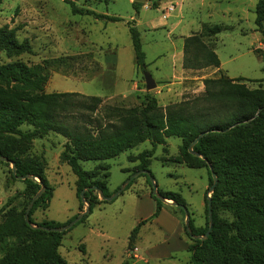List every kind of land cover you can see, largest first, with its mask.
<instances>
[{"label": "rangeland", "instance_id": "obj_1", "mask_svg": "<svg viewBox=\"0 0 264 264\" xmlns=\"http://www.w3.org/2000/svg\"><path fill=\"white\" fill-rule=\"evenodd\" d=\"M68 1L120 21L106 23L74 15L63 0H0V27H16L17 39H28L33 50L31 55L12 59L0 53V64L20 60L31 65L58 57H75L64 65L49 67L44 91L99 97L101 103L94 117L108 107H140L146 92L154 95L162 110L167 105L193 100L202 95L204 79L221 74L243 79L249 89L260 85L264 89V44L254 25L257 0H145L139 3L137 11L131 5L134 0ZM161 21L168 25L160 28ZM126 23L139 33L145 55L144 71L156 83L152 91L145 90ZM150 24L157 28L150 29ZM204 25L225 28L211 43L221 71L184 70L182 37L199 33ZM114 59L115 67L111 65ZM133 83L137 84L136 90L144 92L124 99L116 96L132 94ZM65 142L55 133L33 141L30 155L44 158L45 177L52 189L47 208H37L31 215L34 223L67 225L85 210L86 205L80 208L81 200L76 195V177L60 160ZM180 145L175 137L157 145L150 158L149 173L157 189L180 195L193 226L201 228L206 222L204 197L211 194L206 193L208 175L204 168L191 169L171 161L179 154ZM151 149L146 141L104 162H81L85 171L95 170L101 164L108 166L110 196L127 181L129 186L112 201L92 206L83 220L65 231L59 254L67 264H191L187 247L192 241L184 231V213L167 201L162 203V213L149 220L155 210V201L149 196L151 187L145 176L134 173L138 161L131 162L129 157ZM24 188L22 180L12 177L11 166L0 163V219L8 209L20 211L28 205V197L22 193ZM143 220L147 221L130 247V234Z\"/></svg>", "mask_w": 264, "mask_h": 264}, {"label": "trees", "instance_id": "obj_2", "mask_svg": "<svg viewBox=\"0 0 264 264\" xmlns=\"http://www.w3.org/2000/svg\"><path fill=\"white\" fill-rule=\"evenodd\" d=\"M63 2L74 15L90 16L106 23L120 21L78 8L72 1ZM131 5L136 11L141 6L135 1ZM155 5L153 3L152 7ZM254 15L256 31L264 44V0H257ZM126 25L136 66L143 72L145 55L139 33L133 25ZM223 29L219 25H204L199 33L185 37L182 69H218L220 62L211 43ZM17 30L7 25L0 27V53L9 59L33 54L28 39H17ZM261 57L264 58V53ZM74 58L64 56L31 65L20 60L0 64V157L8 160L0 163L14 164L13 178L30 177L22 180L25 185L22 193L28 197V203L40 190V184L46 188L33 203L28 223L24 220L27 205L20 211L10 208L1 215L0 264H67L59 254L65 231H51L66 224L34 223L31 219L37 208H47L52 189L45 177L44 158L30 155V149L35 139L49 133L66 139L60 160L76 177V195L80 198L81 191L86 189L83 198L89 205V213L92 206L105 202L98 198L99 194L110 196L107 193L108 166L101 164L95 170L85 171L81 162H104L148 141L152 149L130 156L129 161H138L134 173L149 171L155 147L164 145L167 138H178L181 141L179 154L171 161L191 169L204 168L208 189L213 184L211 172L216 177L210 197L206 194L204 197V227H194L189 218L191 234L203 236L209 225L207 205L210 200L212 223L207 238L191 239L184 228L192 241L187 247L190 263L264 264V89L261 85L249 89L243 79H230L221 74L204 79L202 95L193 100L167 105L162 110L154 95L146 92L140 107H108L103 114L94 117L101 103L99 97L44 91L49 67L64 65ZM23 126L27 129H22ZM197 138L189 153V146ZM140 175L146 177L151 187L148 177ZM157 193L176 204L181 212L185 209L179 194L159 189ZM149 196L155 201V210L149 217L152 220L159 215L163 202L152 195V188ZM83 204L81 201L80 208ZM147 220L140 221L132 230L130 247Z\"/></svg>", "mask_w": 264, "mask_h": 264}, {"label": "water", "instance_id": "obj_3", "mask_svg": "<svg viewBox=\"0 0 264 264\" xmlns=\"http://www.w3.org/2000/svg\"><path fill=\"white\" fill-rule=\"evenodd\" d=\"M135 2L137 3H143L145 2V0H134ZM137 18V17H136ZM142 77H143V80H144V86H145V90L146 91H152L155 89L156 87V83L155 81L153 80L152 76L146 72V71H143L142 72ZM202 135H199V137H201ZM198 138L189 146L188 148V151L189 153H192V147L193 145L197 142ZM0 161L4 162V163H7L8 160L0 157ZM10 166H11V169H12V174L15 175V166L13 163H10ZM210 169V167H209ZM140 174H144L148 177L149 179V182L151 184V188H152V195L154 197H156L157 199H159L160 201L162 202H167L168 200H164L163 198H161L158 193H157V186L156 184L154 183L153 181V178L151 177V174L149 173V171H140L138 172V175ZM211 176H212V181H213V184L209 187L208 189V192L209 193H212L213 191V188L215 186V183H216V177H215V174L213 172H211ZM25 178H30V177H17V179L19 180H24ZM35 179V178H34ZM37 180V179H35ZM39 182V181H38ZM128 184V181L125 185H123L116 193H114L113 195L109 196V197H104L102 194H99V198L103 201H112L114 198H116L125 188V186ZM41 188L40 190L32 197L31 201L28 203L27 207H26V210H25V213H24V220L26 221V223L29 222L28 220V215H29V212H30V209L32 208L33 206V203L44 193L45 191V186L43 184H40ZM86 191V189L82 190L81 193H80V199L81 201L86 205L85 207V210L78 214V216L72 221L70 222L69 224L63 226V227H60V228H56V229H51V231H55V232H64V231H67L68 229H70L72 226H74L82 217H84L85 215H87L89 213V205L84 201V192ZM210 196H208L209 198ZM172 205L174 206H177L176 204L172 203V201H170ZM183 210V213L185 215V221H184V228H185V231L186 233L189 235V237L191 239H198V240H204L207 238L209 232H210V229H211V223H212V218H211V203H210V200H208V205H207V218H208V230L204 233L203 236L199 237V236H194L191 234V230H190V227H189V216L187 214V211L186 209L182 208ZM35 228V226H33ZM44 229V228H42Z\"/></svg>", "mask_w": 264, "mask_h": 264}, {"label": "crops", "instance_id": "obj_4", "mask_svg": "<svg viewBox=\"0 0 264 264\" xmlns=\"http://www.w3.org/2000/svg\"><path fill=\"white\" fill-rule=\"evenodd\" d=\"M130 2H131V0H129ZM109 23V22H108ZM111 23V22H110ZM168 24H167V22L166 21H161L160 22V24H158V26L161 28H163V27H165V26H167ZM149 27H150V29H152V30H155L156 28H157V25L156 24H150L149 25ZM176 26L174 25V26H172V28H175ZM185 37L183 36L182 37V46H183V39H184ZM181 63H182V61H181ZM181 63H180V67H181ZM111 65H113L114 67L116 66V63H115V59H114V62H112V64ZM216 71H221L220 70V67L218 68V69H215ZM178 74H179V72H178ZM177 74V75H178ZM136 88H137V84H134L133 83V85H132V87H131V89H130V91H131V93L132 94H130V93H125V94H121V95H116V96H119V97H121V98H128L129 96H131V95H133V94H135L136 92H144L142 89H140V90H136ZM144 94V93H143ZM161 211H162V209H161ZM160 211V213H159V215L162 213ZM174 221H175V219H174Z\"/></svg>", "mask_w": 264, "mask_h": 264}, {"label": "built area", "instance_id": "obj_5", "mask_svg": "<svg viewBox=\"0 0 264 264\" xmlns=\"http://www.w3.org/2000/svg\"><path fill=\"white\" fill-rule=\"evenodd\" d=\"M169 10L172 11L173 10V6H170Z\"/></svg>", "mask_w": 264, "mask_h": 264}]
</instances>
